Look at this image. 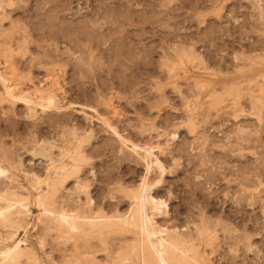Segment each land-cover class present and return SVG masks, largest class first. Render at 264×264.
<instances>
[{
  "label": "rangeland",
  "instance_id": "obj_1",
  "mask_svg": "<svg viewBox=\"0 0 264 264\" xmlns=\"http://www.w3.org/2000/svg\"><path fill=\"white\" fill-rule=\"evenodd\" d=\"M0 26V70L20 92L57 100L55 109L35 112L0 101V153L21 163L17 172L44 178L47 166L66 159L63 140L76 139L91 196L110 187L125 212L130 198L120 186L159 181L153 193L168 207L158 224L194 235L195 252L211 264H234L224 256L243 255L250 235L256 253L247 263L264 264V0H0ZM105 121L155 147L165 173H147L142 152L124 146ZM31 206L20 226L0 229V249L23 240L17 264H136L128 258L134 232L93 237L94 256H78Z\"/></svg>",
  "mask_w": 264,
  "mask_h": 264
},
{
  "label": "bare ground",
  "instance_id": "obj_2",
  "mask_svg": "<svg viewBox=\"0 0 264 264\" xmlns=\"http://www.w3.org/2000/svg\"><path fill=\"white\" fill-rule=\"evenodd\" d=\"M6 41L8 40L6 39ZM3 48L6 49L5 47ZM9 50L10 47L7 51ZM49 56L50 55H48V57ZM10 64L9 62V66ZM0 84L4 89V95L0 96V101L4 99L13 102L16 100L23 101L31 111H34L36 107L51 109L57 105L56 95L46 94L34 98L28 93L20 92L19 90L22 88L18 90L19 87L16 85L19 83L12 84L9 76L1 70ZM40 84L42 85V83ZM34 86L38 85L36 84ZM49 86L48 91H50ZM44 88L47 89V87ZM59 95L60 94H58V96ZM105 122L108 123V121ZM109 126L114 134L119 136L124 146L130 145V149L133 152H142L141 158L146 163L147 173L153 168L158 169L162 174L165 173L166 168L154 153L155 147L140 145L121 135L116 127L110 124ZM63 142L65 150L61 152V157H66V159H61L63 162L61 161L60 165L47 166L44 178L32 169L25 170L22 168V172H17V170H21L18 166L21 165V163L16 164V162H13V158L11 159V155L8 154V156L2 152L0 153V229L16 225L20 226L32 212L31 205L36 204L40 211L38 220L42 224V227L44 229H60L64 233L65 242L67 243L65 251H70L72 249L75 255L80 256L82 253H88L94 256L96 248L95 250H91V248L94 249L95 245L90 239H93V237L97 239V236L98 238H102L105 232L109 233L116 228L132 231L134 232L135 239H138L137 245L132 247L128 255V258L134 260L136 264H211L205 260V257L204 259L199 253L195 252L196 245L194 244V240L196 237L194 235L190 232H182L178 230L177 227L171 229L168 226L160 225L156 222L155 216L165 213L168 207L166 200L157 197L153 193V189L159 181L150 184L146 177H144L137 187L129 191L126 190L125 187L120 186V191L124 193V197L130 198L127 210L121 212L120 208H118L119 206H115L116 203H114V200L117 198L119 199L120 196L116 198L112 195L111 193L113 190H111L110 187H108L106 194L100 198H95L90 195L89 189L86 188V183L83 184L84 178L79 175L81 163L87 160L86 152L76 139H67L66 137ZM72 148H74V151H71ZM40 152V154H44L45 157L50 156L51 163L54 162L51 158L52 152L50 150L45 151L44 149V151ZM144 176H147V174ZM72 178L75 179V184L73 188H69L68 182L71 181L70 179ZM112 207L115 213L110 215L107 210ZM197 233L196 236L199 238L201 233L198 231ZM235 235L236 234H230V238L228 236L229 241L237 240L236 242H238V237L240 236H237L239 234ZM250 238V235H245L242 238L243 241L247 240L246 243H248L246 244L244 242L246 246L243 255L228 254V256L226 255L224 258L228 257L234 264H248V253H256L249 244ZM226 241L227 240H225V242ZM23 244V240H18L16 237H13L10 242H4L2 249H0V264L20 263L24 255ZM115 251L112 250L108 252L107 256H109V258L113 257L112 255ZM117 254L119 255L120 252ZM118 257V259L122 260L121 262L125 261L124 256L122 257L121 254ZM251 264H255L254 261L251 262Z\"/></svg>",
  "mask_w": 264,
  "mask_h": 264
}]
</instances>
